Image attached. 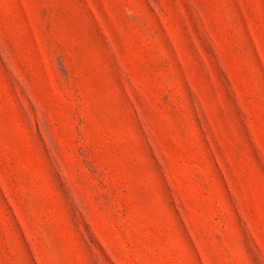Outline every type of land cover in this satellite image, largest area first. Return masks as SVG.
<instances>
[{
	"label": "rangeland",
	"instance_id": "rangeland-1",
	"mask_svg": "<svg viewBox=\"0 0 264 264\" xmlns=\"http://www.w3.org/2000/svg\"><path fill=\"white\" fill-rule=\"evenodd\" d=\"M0 264H264V0H0Z\"/></svg>",
	"mask_w": 264,
	"mask_h": 264
}]
</instances>
